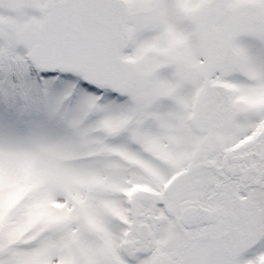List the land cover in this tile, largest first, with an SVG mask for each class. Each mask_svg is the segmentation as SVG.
I'll return each instance as SVG.
<instances>
[{
	"label": "snow or ice",
	"instance_id": "6c2138e0",
	"mask_svg": "<svg viewBox=\"0 0 264 264\" xmlns=\"http://www.w3.org/2000/svg\"><path fill=\"white\" fill-rule=\"evenodd\" d=\"M0 264H264V0H0Z\"/></svg>",
	"mask_w": 264,
	"mask_h": 264
}]
</instances>
